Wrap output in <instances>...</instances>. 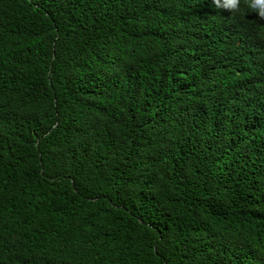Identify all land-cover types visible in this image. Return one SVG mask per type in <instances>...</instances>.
<instances>
[{"label": "trees", "instance_id": "trees-1", "mask_svg": "<svg viewBox=\"0 0 264 264\" xmlns=\"http://www.w3.org/2000/svg\"><path fill=\"white\" fill-rule=\"evenodd\" d=\"M0 264H264V19L0 0Z\"/></svg>", "mask_w": 264, "mask_h": 264}, {"label": "clouds", "instance_id": "clouds-1", "mask_svg": "<svg viewBox=\"0 0 264 264\" xmlns=\"http://www.w3.org/2000/svg\"><path fill=\"white\" fill-rule=\"evenodd\" d=\"M213 3L217 8L241 14L250 10L264 19V0H213Z\"/></svg>", "mask_w": 264, "mask_h": 264}]
</instances>
